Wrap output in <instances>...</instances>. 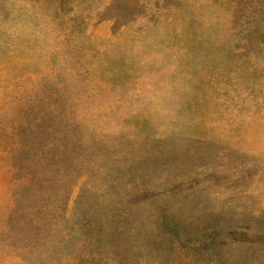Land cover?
I'll use <instances>...</instances> for the list:
<instances>
[{
	"label": "rangeland",
	"instance_id": "obj_1",
	"mask_svg": "<svg viewBox=\"0 0 264 264\" xmlns=\"http://www.w3.org/2000/svg\"><path fill=\"white\" fill-rule=\"evenodd\" d=\"M0 264H264V0H0Z\"/></svg>",
	"mask_w": 264,
	"mask_h": 264
}]
</instances>
